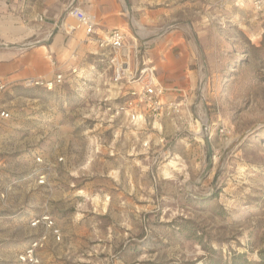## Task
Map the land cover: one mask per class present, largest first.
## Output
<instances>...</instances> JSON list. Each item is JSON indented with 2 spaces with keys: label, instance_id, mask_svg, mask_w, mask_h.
<instances>
[{
  "label": "rangeland",
  "instance_id": "374dc122",
  "mask_svg": "<svg viewBox=\"0 0 264 264\" xmlns=\"http://www.w3.org/2000/svg\"><path fill=\"white\" fill-rule=\"evenodd\" d=\"M69 2L14 4L57 10L40 79L62 80L0 92V264L35 242L37 264H264V0H125L129 41L193 56L181 116L155 130L111 118L126 88L65 34Z\"/></svg>",
  "mask_w": 264,
  "mask_h": 264
},
{
  "label": "crops",
  "instance_id": "0c3cea01",
  "mask_svg": "<svg viewBox=\"0 0 264 264\" xmlns=\"http://www.w3.org/2000/svg\"><path fill=\"white\" fill-rule=\"evenodd\" d=\"M16 1L0 0V39H20L30 42L25 45V48L17 47L16 52L0 49V82L8 85L21 83L29 78L47 80L51 77V68L45 58L46 55L49 57L57 55V46L60 41V36L56 34L50 42H47L50 32L57 26V10L55 12L46 7L35 6L15 7ZM122 4H125V0H70L68 6H77L85 13L94 15L98 21L95 35L91 37L85 35L82 29L77 31V36L83 42L79 48L81 55L98 57L99 49L93 38H102L115 28L123 30L127 28L129 8ZM64 24L63 30L72 42L73 38L70 35L73 31L68 33L66 27H75L76 22L67 16ZM12 25L28 27H24L16 35H11L6 26ZM176 47L173 43L158 40L152 49L148 45L146 53L149 60L154 62L157 78L166 89L164 96L166 102L183 98L186 91L195 84L194 70L189 68L193 56L184 53L182 46H178L180 51L174 55ZM125 88L123 95L130 89V87ZM164 117L162 120H165Z\"/></svg>",
  "mask_w": 264,
  "mask_h": 264
},
{
  "label": "built area",
  "instance_id": "2783aa9c",
  "mask_svg": "<svg viewBox=\"0 0 264 264\" xmlns=\"http://www.w3.org/2000/svg\"><path fill=\"white\" fill-rule=\"evenodd\" d=\"M65 12L76 22L75 27H66L68 33L82 29L88 37L95 35L98 21L94 15L87 14L79 7L72 5L67 6ZM93 41L99 49V60H106L108 67L112 70L111 80L115 86L118 84L130 87L124 95L126 99L122 103L106 108L112 119L121 118L133 127L155 130L159 127L158 124L164 116H181L184 107L183 100L167 102L164 100L166 89L157 78L156 67L146 55L147 43L138 44L135 38L129 41L126 31L119 28L112 29L102 38H93ZM61 80L62 76L57 74L54 80L49 81L29 78L24 81L23 85L25 87L45 86L51 89ZM5 88L6 83L0 82V92ZM7 118H9V113L6 110H0V119ZM219 131L223 133L222 129ZM36 161L40 162L41 160L37 158ZM44 183V176H39L37 185ZM39 223L48 228L53 227V221L49 216L41 217L31 226H36ZM52 233L53 236L59 237L58 230H53ZM37 246L38 242L33 243L19 259L25 264H37L38 259L35 254Z\"/></svg>",
  "mask_w": 264,
  "mask_h": 264
},
{
  "label": "bare ground",
  "instance_id": "6f19581e",
  "mask_svg": "<svg viewBox=\"0 0 264 264\" xmlns=\"http://www.w3.org/2000/svg\"><path fill=\"white\" fill-rule=\"evenodd\" d=\"M73 29V28H72Z\"/></svg>",
  "mask_w": 264,
  "mask_h": 264
}]
</instances>
